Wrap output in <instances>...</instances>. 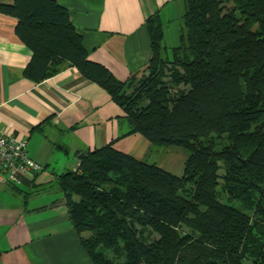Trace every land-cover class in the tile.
Masks as SVG:
<instances>
[{
  "label": "trees",
  "instance_id": "16d2710c",
  "mask_svg": "<svg viewBox=\"0 0 264 264\" xmlns=\"http://www.w3.org/2000/svg\"><path fill=\"white\" fill-rule=\"evenodd\" d=\"M185 4L172 60L163 59L157 15L147 22L149 76L121 82L89 59L56 0L0 3L32 52L28 79L74 67L110 94L130 135L189 154L180 177L108 145L56 177L92 264H264V0ZM214 138L225 139L222 149Z\"/></svg>",
  "mask_w": 264,
  "mask_h": 264
},
{
  "label": "crops",
  "instance_id": "0c3cea01",
  "mask_svg": "<svg viewBox=\"0 0 264 264\" xmlns=\"http://www.w3.org/2000/svg\"><path fill=\"white\" fill-rule=\"evenodd\" d=\"M69 10L92 62L127 82L152 56L147 22L163 15V29L182 0H56ZM13 0H0L11 4ZM17 20L0 14V130L28 141L45 171L19 187L0 178V264H92L73 229L56 177L75 170L78 155L113 145L145 161L154 146L129 134L124 111L110 94L67 64L41 83L25 76L32 52L16 34ZM163 169L172 172L167 159ZM169 169V170H168ZM176 175V174H175Z\"/></svg>",
  "mask_w": 264,
  "mask_h": 264
},
{
  "label": "rangeland",
  "instance_id": "374dc122",
  "mask_svg": "<svg viewBox=\"0 0 264 264\" xmlns=\"http://www.w3.org/2000/svg\"><path fill=\"white\" fill-rule=\"evenodd\" d=\"M182 4H180L181 6V13L178 15V13H176L174 16L175 20L171 21L169 24V27L166 28L165 32L163 29V20L164 17H162L161 15L158 16V20L159 23H161L162 29H163V33H164V38L162 41V45L164 47V51H163V59L168 61V60H172V51L174 49H179L181 48L182 45V41H181V35H182V31L184 29V20H183V16L185 14L186 11V4H185V0H182L181 2ZM157 19V18H156ZM171 62V61H170ZM173 64L167 62L165 64V71L168 69H172L173 68ZM167 72V76L165 78V80L167 82L171 81V73L170 71H166ZM150 71H146L143 72L139 75H137V78H144L149 76ZM184 90V86L181 87ZM175 92V91H173ZM216 137V136H214ZM215 140V144H216V149L220 150L223 148V146L226 144L225 139H217L214 138ZM154 146V145H153ZM154 152L151 153V155H149V157L146 159V162L150 163V164H155L159 167H163L164 165V159H167V163L168 166L170 168V170L172 172H174L177 176H183L184 174V170H185V162L188 158V152L181 148V147H177V146H171V147H158V146H154ZM169 170V169H168ZM45 171V170H44ZM223 173V171H221V174ZM183 231L185 233L189 232V230L187 228L184 227ZM89 234L85 233L83 236L87 237ZM156 237V236H155Z\"/></svg>",
  "mask_w": 264,
  "mask_h": 264
},
{
  "label": "built area",
  "instance_id": "2783aa9c",
  "mask_svg": "<svg viewBox=\"0 0 264 264\" xmlns=\"http://www.w3.org/2000/svg\"><path fill=\"white\" fill-rule=\"evenodd\" d=\"M44 170L30 157L27 140H18L9 132L0 130V178L4 182L19 187L22 178L42 174Z\"/></svg>",
  "mask_w": 264,
  "mask_h": 264
}]
</instances>
